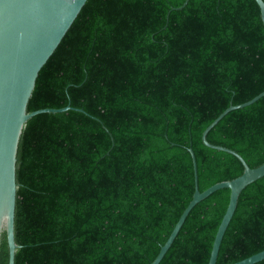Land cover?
Listing matches in <instances>:
<instances>
[{"label": "trees", "instance_id": "obj_1", "mask_svg": "<svg viewBox=\"0 0 264 264\" xmlns=\"http://www.w3.org/2000/svg\"><path fill=\"white\" fill-rule=\"evenodd\" d=\"M86 0L40 68L15 163V264H149L196 183L239 175L201 132L264 89L255 0ZM264 1V0H263ZM209 142L264 161V94L227 111ZM229 189L196 202L158 264H207ZM264 248V175L248 183L215 264ZM5 231L0 264H7ZM252 264H264L261 259Z\"/></svg>", "mask_w": 264, "mask_h": 264}, {"label": "water", "instance_id": "obj_2", "mask_svg": "<svg viewBox=\"0 0 264 264\" xmlns=\"http://www.w3.org/2000/svg\"><path fill=\"white\" fill-rule=\"evenodd\" d=\"M86 0H0V234L4 230L7 244V264L14 263L19 244L14 239L16 199L15 163L19 137L26 120L40 112L63 111L71 106L40 107L27 111V101L42 65L52 54ZM175 8H179L186 3ZM264 24V1L255 0ZM264 94V89L251 98L226 106L201 132L202 142L215 149L235 155L243 166L242 172L230 179L219 180L203 190L197 188L196 160L191 147L195 187L170 233L149 264H158L168 249L192 206L218 188L229 189L225 211L215 231L207 264H215L219 245L235 210L240 191L264 175V161L249 166L234 149L207 140L209 129L229 110L243 107ZM264 259V248L229 264H252Z\"/></svg>", "mask_w": 264, "mask_h": 264}]
</instances>
